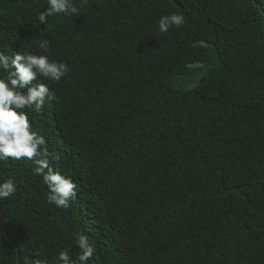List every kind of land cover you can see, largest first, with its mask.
<instances>
[{
  "label": "trees",
  "instance_id": "16d2710c",
  "mask_svg": "<svg viewBox=\"0 0 264 264\" xmlns=\"http://www.w3.org/2000/svg\"><path fill=\"white\" fill-rule=\"evenodd\" d=\"M72 2L80 16L41 25L47 0H0V52L68 65L26 112L77 186L57 208L32 161L0 160L17 188L0 264L75 260L81 235L87 264H264V0ZM171 14L184 26L161 33Z\"/></svg>",
  "mask_w": 264,
  "mask_h": 264
},
{
  "label": "clouds",
  "instance_id": "9594fccd",
  "mask_svg": "<svg viewBox=\"0 0 264 264\" xmlns=\"http://www.w3.org/2000/svg\"><path fill=\"white\" fill-rule=\"evenodd\" d=\"M47 5L46 10L38 16L41 25L46 24L47 18L52 16H80L72 0H47ZM158 23L160 32L167 33L172 28H182L185 19L183 15L171 14L161 17ZM38 47L48 53L49 41L41 39ZM0 71L6 74L0 79V160L32 161V175L41 177L49 190L47 202L67 209L69 202L77 196V186L72 179L65 178L51 167L52 160L56 158L50 159L45 138L32 131L26 110L34 109L36 113H41L46 101L56 100L55 93L38 81L43 79L58 84L68 75V65L50 61L48 55L25 51L9 56L0 52ZM16 190L14 179H6L0 183V199L15 195ZM0 235L3 233L0 232ZM77 247L79 255L75 260L69 255L71 249L59 252L57 259L60 264H87L92 259L95 249L89 245L87 237L79 236ZM36 255L39 256V253ZM23 264H46V261L25 258Z\"/></svg>",
  "mask_w": 264,
  "mask_h": 264
},
{
  "label": "water",
  "instance_id": "95a60500",
  "mask_svg": "<svg viewBox=\"0 0 264 264\" xmlns=\"http://www.w3.org/2000/svg\"><path fill=\"white\" fill-rule=\"evenodd\" d=\"M201 80H202V77H200V78L198 79V81L195 83V85L199 84Z\"/></svg>",
  "mask_w": 264,
  "mask_h": 264
}]
</instances>
